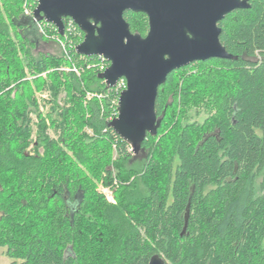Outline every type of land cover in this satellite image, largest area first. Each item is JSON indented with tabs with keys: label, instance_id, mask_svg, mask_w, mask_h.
<instances>
[{
	"label": "trees",
	"instance_id": "trees-1",
	"mask_svg": "<svg viewBox=\"0 0 264 264\" xmlns=\"http://www.w3.org/2000/svg\"><path fill=\"white\" fill-rule=\"evenodd\" d=\"M35 2L0 0V248L9 264H148L155 254L166 264H264V0L219 22L233 59L167 76L155 100L157 135L130 168L135 155L110 127L119 88L98 78L106 62L77 55L84 36L67 31L68 19L62 36L49 26L81 73L64 82L53 73L42 86L41 75L64 60L32 55L36 25L22 6ZM123 18L146 36V15ZM30 76L53 97L45 114ZM62 86L71 105L59 110ZM100 147L112 157H99ZM109 165L114 202L85 173L98 178Z\"/></svg>",
	"mask_w": 264,
	"mask_h": 264
},
{
	"label": "water",
	"instance_id": "water-1",
	"mask_svg": "<svg viewBox=\"0 0 264 264\" xmlns=\"http://www.w3.org/2000/svg\"><path fill=\"white\" fill-rule=\"evenodd\" d=\"M35 1L36 21L54 26L62 36L63 21L71 20L84 36L77 55L102 57L109 64L98 76L107 88L125 81L110 127L133 155L147 135H157L162 118L156 115L155 100L167 76L194 62L233 59L220 43L217 24L230 12L248 8L245 0ZM127 12L147 16L145 37L131 32L123 18ZM148 264L166 263L155 254Z\"/></svg>",
	"mask_w": 264,
	"mask_h": 264
},
{
	"label": "rangeland",
	"instance_id": "rangeland-1",
	"mask_svg": "<svg viewBox=\"0 0 264 264\" xmlns=\"http://www.w3.org/2000/svg\"><path fill=\"white\" fill-rule=\"evenodd\" d=\"M26 5H28V3ZM22 8H23V6H22ZM29 32L30 33L28 34V38L35 45L34 48H30L31 53L34 57H37L39 54L42 53V54H49V55L54 56L55 58H60V59L64 60L62 63H60L56 67H55V65H53L52 67H50L48 69V71L46 73L41 75V80L43 81L42 86H43L44 82L49 81V76L52 75L53 73H55V75L58 77L57 80H60L62 82H64L66 79L65 78L66 73L72 72L75 75H80L81 71L79 70V68L76 66H73V65L70 66L69 63L64 58L65 57L64 56L65 55L64 45H63L62 41H58V39L54 36V33L50 27H47L45 29L44 35H41V32H39L38 28H35V29L31 28L29 30ZM34 81L35 80L32 79V77L30 76V79H29V82L31 84L30 90L32 91V94L34 96V100L37 104V107L39 108V111H41L45 114V113H47V111L50 107L49 103L51 100H53V97L51 96V93L47 89H44L42 86L40 87V89H37ZM195 88H197V85L195 86ZM61 90L64 91L63 86L61 87ZM63 91H61V93L58 95L56 101L54 102L57 105V108L59 110H61L64 105H69V103L71 101L70 96L69 95L66 96L67 93L65 91L64 92ZM85 97H86V99H90L93 96L90 93L89 94L87 93ZM95 97H99V96L95 95ZM70 105H71V103H70ZM29 116L32 119L33 129H34V131H36L37 123H38L37 115H35L32 111ZM204 117H205V115H203V114H201L199 117H195V115H192L191 121L197 120L198 122L201 123L204 120ZM174 120H176V118H174ZM50 134L52 137H55L52 133H50ZM108 150L105 147H100L98 150L99 154H97V155L99 157L103 158V156H106L109 153L110 157H112V155H113L112 149L111 150L108 149ZM144 157H145V152L140 151L139 154L135 155L134 158L130 161L128 168L132 167L135 164L141 163V161L144 160ZM104 165L106 167L107 163L104 162ZM106 172H108V173L110 172L109 174H110V177L112 179L111 184L108 186L104 185L103 179H102L103 177L108 176ZM85 173L87 174L88 177H90L91 181L93 182L94 187H95L94 188L95 191L97 193L104 194L108 200L112 201L113 200V196H112L113 188L115 186L114 185L115 180L113 182V177L116 175V171L113 168V166L109 165L105 170L103 168V170L101 172H99L98 178H95L94 176H92L90 171H85ZM9 263H10V260L6 256V250L4 248H0V264H9Z\"/></svg>",
	"mask_w": 264,
	"mask_h": 264
},
{
	"label": "built area",
	"instance_id": "built-area-1",
	"mask_svg": "<svg viewBox=\"0 0 264 264\" xmlns=\"http://www.w3.org/2000/svg\"><path fill=\"white\" fill-rule=\"evenodd\" d=\"M36 6H37V3L35 2ZM36 6L32 9V7L30 5H24L23 7V15L25 17H29L31 18L32 20L34 19L33 17V11L34 9L36 8ZM34 22H35V25H36V28H38L39 32H41V35H44L45 33V29L47 27H50L49 25L50 24H47L46 22L42 21V22H39V21H36L34 19ZM52 26V25H51ZM75 24L71 21V20H68V23L66 24V29L68 32L70 31H73L75 29ZM55 28V27H54ZM77 28V27H76ZM56 29V28H55ZM65 29V27H64ZM78 29V28H77ZM57 30V29H56ZM98 59H100V61L102 62H106L102 57H97ZM107 63V62H106ZM108 64V63H107ZM109 64L108 65H100V73H103L107 68H108ZM123 81V82H122ZM115 87H118L119 88V94L122 90H124L125 88V81L124 80H120L118 81L117 85ZM114 87V88H115ZM131 151V150H130ZM115 185V184H114ZM110 201V200H109ZM113 201V200H112ZM114 202V201H113Z\"/></svg>",
	"mask_w": 264,
	"mask_h": 264
},
{
	"label": "flooded vegetation",
	"instance_id": "flooded-vegetation-1",
	"mask_svg": "<svg viewBox=\"0 0 264 264\" xmlns=\"http://www.w3.org/2000/svg\"><path fill=\"white\" fill-rule=\"evenodd\" d=\"M243 1V0H242ZM246 2H247V4H248V8L250 7V0H245ZM248 8H246V9H248ZM237 10V9H236ZM235 11V10H234ZM234 11H232V12H234ZM232 12H230V13H232ZM229 13V14H230ZM228 15V14H227ZM220 22V21H219ZM219 22H218V24H219ZM218 24H217V26H218ZM219 27V26H218ZM148 29H149V26H148ZM147 33H148V31H147ZM221 34V33H220ZM147 35V34H146Z\"/></svg>",
	"mask_w": 264,
	"mask_h": 264
},
{
	"label": "bare ground",
	"instance_id": "bare-ground-1",
	"mask_svg": "<svg viewBox=\"0 0 264 264\" xmlns=\"http://www.w3.org/2000/svg\"><path fill=\"white\" fill-rule=\"evenodd\" d=\"M50 95V94H49ZM108 189V188H107ZM109 191V190H108Z\"/></svg>",
	"mask_w": 264,
	"mask_h": 264
}]
</instances>
